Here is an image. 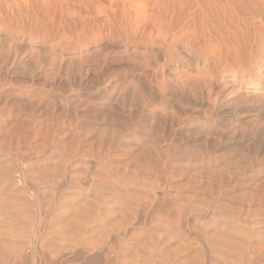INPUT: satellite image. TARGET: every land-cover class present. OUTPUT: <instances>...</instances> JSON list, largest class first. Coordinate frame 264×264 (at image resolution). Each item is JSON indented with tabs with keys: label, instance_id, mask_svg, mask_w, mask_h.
<instances>
[{
	"label": "rangeland",
	"instance_id": "rangeland-1",
	"mask_svg": "<svg viewBox=\"0 0 264 264\" xmlns=\"http://www.w3.org/2000/svg\"><path fill=\"white\" fill-rule=\"evenodd\" d=\"M225 3L264 0H0V156H6L0 171L8 167L21 175L13 186L0 181V247L15 249L7 254L10 264H52L55 256L72 248L71 264H264V242L247 233L252 228L264 231V213H253L251 199L256 191L264 196V146L251 144L252 128L264 125V111L256 110L264 105V42L259 39L264 14L239 17L247 18L250 31H245L255 36L247 35L245 40L254 42L245 41L244 48L260 56L251 67L255 80L246 87L229 81L241 68L232 35L206 40L201 27L199 35L170 24L174 30L153 9L156 4ZM200 18L199 13L196 20ZM167 28L174 31L167 34ZM259 47L263 51L255 50ZM195 53L203 55L195 60ZM132 91L140 94L144 110ZM149 112L154 115L144 125ZM126 125L131 137L140 127L159 133L158 155L99 142L103 127L110 136L111 129L121 131ZM75 147L89 155H81L86 164L63 169L62 149ZM226 159L234 168L223 178L215 169H226ZM259 164V174L253 173L251 167ZM77 185L94 195L81 201L73 190ZM37 186L44 194L35 191ZM51 196L60 202L47 205ZM35 198L47 206L41 211L45 226L33 262L18 257L15 253L21 251L14 244L26 226V213L37 214V206H27ZM93 204H104L110 214L101 210V234L94 231L77 245L80 222L87 214L98 215L90 209ZM229 221L242 226V232H234L233 238L219 236ZM49 226L68 234L64 241L56 240L60 252L49 247ZM124 228L113 247L110 236ZM234 238L240 241L230 242ZM121 243L126 255L118 263L113 251L121 252Z\"/></svg>",
	"mask_w": 264,
	"mask_h": 264
},
{
	"label": "bare ground",
	"instance_id": "bare-ground-1",
	"mask_svg": "<svg viewBox=\"0 0 264 264\" xmlns=\"http://www.w3.org/2000/svg\"><path fill=\"white\" fill-rule=\"evenodd\" d=\"M225 1V0H224ZM213 2V1H212ZM229 2H231V1H229ZM240 2V1H239ZM148 6H149V4H147ZM146 5V6H147ZM260 7V8H257V9H255L254 10V8L253 7ZM150 7V6H149ZM156 8V12H155V14H157L158 16H160V17H158V18H160V19H162V22H163V20H164V18H165V20L166 19H169L168 21H170L169 22V25H168V27H170L171 25H173L174 23L178 26H183L185 29H190V28H192V31H193V33L195 32L196 33V31H197V34L199 35V33H198V30L200 29V27H201V31H202V33H201V31H200V33L201 34H203V36L201 35V37H203L204 39H206V40H208V39H210V38H214V39H218L219 38V36L221 37H223V35L225 34H230V35H232L233 37H234V41H233V46L235 47V49H234V56H236V60H237V62L239 63V65H241V68L240 69H243V70H240V69H235V68H233V69H235L233 72H234V76L235 77H231L230 79H229V81L230 82H233V84H237V85H239V86H241L242 84H245L246 85V87L247 86H251L252 85V81L253 80H255V79H253V75H254V72L253 71H251V67H253L252 66V64H254V63H256L257 62V58H258V52H257V54H255L254 55V53L252 54V50L251 49H247V48H244V45H246L247 43H245V41H248V40H245V39H247L248 37H247V35H249V34H247L246 33V31L245 30H247L248 28V26H250L249 25V21H247L246 19H245V21L244 20H241V18H239V17H241V16H248V15H253V16H263V14H264V4H227V3H225V4H156V6L153 8V9H155ZM254 10V11H252V9ZM150 10V9H149ZM151 10H152V7H151ZM150 10V11H151ZM146 11V10H145ZM151 13H153L154 14V12L153 11H151ZM199 13L201 14V16H202V18L204 17L205 18V20H207L208 21V19H209V21H210V25L207 27L205 24H204V22L206 23L207 21H203V19L202 18H200L199 19V21L198 20H196L197 19V17H198V15H199ZM136 15V14H135ZM145 16H147V14H144ZM144 16V17H145ZM206 16H207V18H206ZM154 17V16H153ZM152 17V18H153ZM151 18V19H152ZM155 18V17H154ZM153 18V19H154ZM185 18H188V19H185ZM135 19V18H134ZM133 19V20H134ZM142 19V18H141ZM156 19V18H155ZM159 19V20H160ZM185 19V20H184ZM262 19H264V16H263V18ZM143 20V19H142ZM144 20H145V18H144ZM148 20V19H147ZM158 20V21H159ZM154 21V20H153ZM183 21V22H182ZM185 21V22H184ZM208 21V22H209ZM160 23H162L161 22V20L159 21ZM261 22V21H260ZM143 23V22H142ZM159 23V24H160ZM166 22H164V23H162L161 25H163V24H165ZM198 24V26H196L197 24ZM167 24V23H166ZM171 24V25H170ZM174 24V25H175ZM209 24V23H208ZM207 24V25H208ZM246 24V25H245ZM258 24H260V23H258ZM136 25V24H135ZM257 25V24H256ZM260 25H262V24H260ZM160 27H162V26H160ZM199 27V29L197 30V28ZM257 27H258V25H257ZM260 27V26H259ZM135 28H136V26H135ZM163 28H166V25H165V27H164V25H163ZM171 28V27H170ZM170 28H167V29H169L168 31H166L165 32V30L166 29H164V32L165 33H169V32H171V31H174L175 30V28H177L176 26H175V28L172 26V28H174V30H171ZM179 28V27H178ZM263 28V27H262ZM171 30V31H170ZM255 30V29H254ZM258 30V29H257ZM248 31H250L249 29H248ZM247 31V32H248ZM259 31H261V28H259ZM256 32V31H255ZM263 32H264V30L262 31V33H261V36L259 37V39L261 40V42L263 41L264 42V34H263ZM176 32H174V34H175ZM192 33V34H193ZM213 33V34H212ZM258 34L260 33V32H257ZM257 33H254V34H257ZM173 33H171V34H169L168 36H170V37H168V39L170 40H172V41H176L177 39L175 38L174 40H173V38H174V35ZM251 34H252V32H251ZM250 34V35H251ZM262 34H263V36H262ZM196 35V34H195ZM198 35H197V38H198ZM252 36H253V34H252ZM251 36V38L253 39L255 36H253L252 37ZM257 36V35H256ZM165 37H166V35H165ZM176 37V36H175ZM200 37V36H199ZM200 37V38H201ZM247 37V38H246ZM251 38H249V41H248V43H250V39ZM179 39V38H178ZM202 39V38H201ZM220 39V38H219ZM251 39V40H252ZM256 39H258L257 37H256ZM255 39V40H256ZM165 40V39H164ZM200 40V39H199ZM203 40V39H202ZM171 41V42H172ZM253 42H254V40H252ZM252 41H251V43H252ZM173 42V43H174ZM256 42V41H255ZM261 42H259V44L261 43ZM200 43H201V41H200ZM199 43V44H200ZM203 43V42H202ZM201 43V44H202ZM223 43V42H222ZM245 43V44H244ZM258 44V43H257ZM222 45V44H221ZM220 46V45H219ZM248 46V48L250 47L249 45H247ZM246 46V47H247ZM189 48H191V47H189ZM199 48V47H198ZM202 48H203V46H202ZM201 48V49H202ZM262 48V47H261ZM260 47L259 48H256L255 50H257V49H261ZM248 51H247V50ZM180 50H181V48H180ZM204 50V49H203ZM254 50V49H253ZM262 51H263V49H261ZM187 51V50H186ZM185 51V52H186ZM197 51V50H196ZM205 51V50H204ZM207 51V50H206ZM184 52V51H183ZM182 52V53H183ZM199 52V51H198ZM256 52V51H255ZM205 54V53H204ZM190 55V54H189ZM192 55V54H191ZM203 55V53H195V60H198L201 56ZM208 54H206L205 56H207ZM227 55V54H226ZM225 55V56H226ZM208 57L209 56H207V59H208ZM206 58V57H205ZM226 58V57H225ZM259 58H260V56H259ZM227 59V58H226ZM224 60V59H223ZM218 61V64L220 63L219 62V60H217ZM220 61H221V58H220ZM227 60H225L224 61V63L226 62ZM205 62L207 63L208 62V60H206L205 59ZM214 62H216V61H214ZM213 63V62H212ZM217 63V62H216ZM215 63V64H216ZM217 64V65H218ZM221 64V63H220ZM226 65V64H225ZM228 65V64H227ZM235 65H236V63H235ZM214 66V65H213ZM220 66V65H219ZM223 65H221V67H222ZM238 66V65H237ZM236 66V67H237ZM216 67V66H215ZM224 67V66H223ZM223 67H222V69H223ZM217 68V67H216ZM218 71V70H217ZM255 83H256V81H255ZM127 85V84H126ZM130 86V85H129ZM128 85H127V87L128 88H130ZM213 87V86H212ZM133 88V87H132ZM130 90V89H129ZM133 92V91H132ZM129 93V92H128ZM131 93V92H130ZM110 94V93H109ZM126 94V93H125ZM111 95V94H110ZM128 95V94H127ZM133 95L136 97H134V99H137L138 100V102L140 103L139 105H141V107H142V110H144V106H145V104H144V106H142V104H141V100H143L141 97H140V94L138 93V92H133ZM112 97V96H111ZM143 97V96H142ZM122 98H124L123 96H122ZM139 105H138V107H139ZM102 106H104V105H102ZM106 108V107H105ZM256 110H259V111H264V105H262L260 108H258V109H256ZM225 111H228V110H225ZM137 112V111H136ZM97 114V113H96ZM150 115L151 116H153L154 115V113L153 112H149V114L148 115H146V116H144V118H143V120H142V123L144 124V125H147V121H148V119H150ZM143 117V116H142ZM141 122V121H140ZM139 122V123H140ZM127 124V123H126ZM131 124V123H130ZM158 125V124H157ZM106 126V125H105ZM123 126V125H122ZM127 126V125H126ZM131 127V126H130ZM153 127H156V126H153ZM160 126L158 125V128H159ZM100 128V127H99ZM117 128V127H116ZM152 128V127H151ZM157 128V129H158ZM155 129V128H154ZM95 130V129H94ZM110 130V129H109ZM102 131V133L100 134V143L101 144H107L110 148L112 147V146H122V147H126V148H131L132 146V148L133 149H136L137 151H139V150H142V152H143V150H145L144 152H146L147 150H150V151H152L153 153V155H158V153H159V150L161 149V136L159 135V133H158V131L159 130H157V133L158 134H156V135H153V133H149L148 132V130H146L145 128H138V130L136 131V132H134L133 134H132V137H131V132H130V129H129V126H127V127H124L123 129H121V131L120 130H114V129H111V135L110 136H106L107 134H109L108 133V127H103V129L101 130ZM130 132V133H129ZM133 132V131H132ZM252 146H254V147H263L264 146V125L260 122V124L258 125V126H254L253 128H252ZM129 135H130V138H129ZM106 136V137H105ZM151 136H153V137H151ZM147 139H150L149 140V142H147ZM106 142V143H105ZM109 142V143H108ZM261 143H262V145H261ZM37 149H39V148H37ZM260 149V148H259ZM44 150V149H43ZM42 151V149L41 150H37L36 151V153L37 152H41ZM62 154H64V155H62V159L60 160L61 162H63L64 163V168L63 169H67V167H71L72 165H80V166H83V165H85L86 164V162L83 160V157L81 156V155H85L86 153H83V151H82V149H80V148H78V147H75V148H71V149H62ZM99 154V153H98ZM102 155H103V153H101ZM243 154V153H242ZM239 155V154H238ZM85 156H89L88 154H86ZM243 157H244V155L242 156V159H243ZM246 157V156H245ZM6 158V156L4 155V154H2L1 156H0V163H2L4 160H6L5 159ZM26 158H28V156L26 157ZM25 159V158H24ZM202 159V158H201ZM228 159V158H227ZM227 159H226V161H227ZM239 159V158H238ZM241 159V160H242ZM26 160V159H25ZM28 160V159H27ZM209 159H207V161H208ZM211 160V159H210ZM24 161V160H23ZM29 161V160H28ZM243 161V160H242ZM242 161H240V162H242ZM32 162V161H31ZM239 162V161H238ZM239 162V163H240ZM245 162V161H244ZM243 162V164L241 165V169H245L246 167V162L244 163ZM15 163H17L16 161H15ZM18 163H20V162H18ZM27 163V162H26ZM210 163V162H209ZM227 163V166H225L226 167V169L225 168H223V169H215L217 172H218V176L220 175L221 177H225V176H227V173H228V170L230 171V167H232V168H234V166H233V163H232V161H227L226 162ZM211 164H216V163H210V165ZM1 165V164H0ZM235 165V164H234ZM206 167H208L209 166V164H208V162H207V164L205 165ZM250 167H251V165H250ZM208 168H210L208 171H209V173H211L212 175H213V173H215V170L214 169H211V167L209 166ZM231 168V169H232ZM261 168V166H260V164H259V166L257 165V167H251V170H252V172L253 173H256V174H259V169ZM11 168H8V167H5V170H2V171H0V175H2L3 176V178L1 179L0 178V181L2 182V184H6V185H9V186H13V184H16V183H18V181H20V180H17V179H19V176H21V175H19L18 176V174H15L13 171H11L10 170ZM233 171H234V169H233ZM17 172V171H16ZM70 173V172H69ZM71 177V174L69 175V178ZM92 180V179H91ZM89 181V180H88ZM90 184V183H89ZM91 186V184L87 187V188H85L84 190L85 191H88V190H90V187ZM78 187V188H77ZM77 187H75V188H73V190H77L78 192L76 193V195L78 196V197H80L81 198V201H84L85 199L84 198H87V197H91L92 195H94V194H87V193H85V191H82L81 189H79L80 188V186L79 185H77ZM1 188H4V187H1ZM13 189V187H9V190H12ZM83 189V188H82ZM94 189V188H93ZM19 190V189H18ZM72 190V189H71ZM92 190V189H91ZM100 190V189H99ZM119 190V189H118ZM128 190V189H127ZM127 190H125V191H127ZM20 191V190H19ZM18 191V192H19ZM35 191H37V192H41L42 194H44V189H42V187L41 186H37V188L35 189ZM111 191V190H110ZM120 191V190H119ZM124 191V190H123ZM124 191V192H125ZM115 192V191H114ZM113 192V190H112V194L114 193ZM118 193V192H117ZM126 193V192H125ZM97 194H101V193H96V195ZM115 194V193H114ZM120 194V193H119ZM118 194V195H119ZM264 194V193H263ZM95 195V196H96ZM105 195V194H104ZM118 195H116V196H118ZM134 195V194H133ZM133 195H131V196H133ZM101 196H102V194H101ZM100 196V197H101ZM125 196V195H124ZM130 196V197H131ZM253 196V198H251L252 199V204H253V202H254V205H253V213H258V214H260V213H264V212H260V211H262L263 209L262 208H264V196L262 197V195H258L257 194V191L256 192H254V194L252 195ZM251 196V197H252ZM97 197V196H96ZM105 197V196H104ZM120 197V196H119ZM118 197V198H119ZM129 197V198H130ZM134 197V196H133ZM109 198V197H108ZM114 198V197H113ZM120 198H122V197H120ZM126 198V197H125ZM125 198L123 199V202H124V200H125ZM40 199V198H39ZM41 200V199H40ZM98 200H100L101 201V199L99 198V199H97L96 200V203H100V202H97ZM104 200H105V198H104ZM103 200V201H104ZM115 200H116V198H115ZM119 200V199H118ZM107 201H110V202H113L112 200H107ZM117 201V200H116ZM121 201V200H120ZM152 201V200H151ZM53 202H60L59 201V198L58 199H55L54 200V197L53 196H51L50 198H49V203L47 204V205H49V206H51V204L53 203ZM127 202V201H126ZM29 203L30 204H28L27 206L28 207H31V205H34V206H37V209L38 210H36L37 212V214H36V216H35V214L33 213V212H28V213H26V215H25V227H24V229H23V231L22 232H20V234H19V239H18V243L17 242H15V244H14V242H13V244H14V246H15V248H16V246H17V248L18 249H20V251H21V253H19V250L15 253V254H20V255H22V256H24V257H21V258H25L27 261H29V260H32L33 262H36L37 260H35V258H36V253H37V250H36V248H37V243H38V241H40L41 240V236H42V227H44L43 226V221H42V218H43V215H41L42 213H41V211L44 209V210H46L45 209V207L47 206L44 202H37V199L35 198V199H33V200H30L29 201ZM39 203L41 204V205H39ZM102 203V202H101ZM115 202H113V204H114ZM84 204H86V203H84ZM111 204V203H110ZM125 204H128V203H125ZM98 205V206H97ZM96 205V207H93L94 206V204L92 205V207L93 208H90V207H87V208H90V209H94L95 208V213L96 214H98L96 217H94L95 215H88L87 214V216H88V218L86 219H83V220H85V221H83V222H80V224H81V226L79 227V230L77 231V235H79V237H81L80 239H77V245L81 242V241H83V240H88V239H90L91 238V236H90V234H92V233H94L95 234V232L94 231H97L99 228H100V226H103V224H102V222L104 221L103 219V216L102 215H105V214H103V212L101 213L100 211L102 210L103 211V209H104V211H105V213L106 212H110L109 210H108V208L103 204V205H99V204H97ZM119 205V204H118ZM131 205V204H130ZM84 206V205H83ZM86 206V205H85ZM24 207V211L25 210H27V208L25 207V206H23ZM116 207V206H115ZM42 208V209H41ZM49 208V207H48ZM41 209V210H40ZM31 211V210H30ZM88 211V210H87ZM93 211V212H94ZM92 212V211H91ZM3 213V212H2ZM91 214V213H90ZM107 214V213H106ZM110 214V213H109ZM106 216H109V215H106ZM105 216V217H106ZM8 218V217H7ZM82 218V217H81ZM81 220V219H80ZM260 220V219H259ZM257 221H258V219H257ZM262 221V220H261ZM263 223H264V220L262 221ZM259 223V222H258ZM58 224V223H57ZM102 224V225H101ZM130 224H131V222H130ZM50 227V226H49ZM122 227V226H121ZM125 227V226H124ZM223 228H225L226 229V231H222L221 233H222V235L220 234H218L219 236H225L226 238H233L234 236H233V234H234V232H236V231H241V227L242 226H240L239 224L237 225V226H234V225H232V224H230V221L229 222H227V223H223V226H222ZM253 227V226H252ZM50 228H52V227H50ZM101 229V228H100ZM100 229H99V231H100ZM116 229V228H115ZM242 229H244V228H242ZM48 230V229H47ZM51 230V229H50ZM102 230H104V229H102ZM56 231H59L60 233H62V234H58ZM128 231V230H127ZM246 231H248V229L246 230ZM245 231V232H246ZM51 232V231H50ZM98 232V231H97ZM104 232H105V230H104ZM115 232H118V230L117 231H115ZM125 232H126V228H124L123 230H122V232L121 233H115L114 235H108V237L110 236V239H109V241H111L112 243H111V245L114 247V245H113V243H115V241H117V240H119V241H121L120 240V238H121V234H125ZM242 232V231H241ZM243 232H244V230H243ZM244 232V233H245ZM250 232V233H249ZM100 232H98V234H99ZM107 233H109V232H107ZM247 233H249L250 234V236L251 235H254V237H256V238H259V239H262L261 241H263L264 242V231H260V230H258V229H255V228H252V229H250V231H248ZM51 235H50V238H51V241L49 242L50 243V245H49V247H50V249H52V248H54L53 250H56L57 249V247H59L58 246V243L56 242V240H65L66 239V235H68L67 233H65V232H63V230L62 231H60V230H58V229H53L52 228V232L50 233ZM53 234V235H52ZM65 234V235H64ZM101 234V233H100ZM249 234L247 235V237H249ZM93 235V234H92ZM107 236V235H106ZM78 237V238H79ZM93 237V236H92ZM103 237V236H102ZM123 237H124V235H123ZM129 237V236H128ZM252 237V236H251ZM75 238V237H74ZM100 239H101V237H99ZM133 238V237H132ZM208 238V237H207ZM71 239V238H70ZM238 239V238H237ZM236 238H234V239H231L230 240V242H235V243H238V240H237ZM243 239V241H241V242H243L244 243V238H242ZM241 239V240H242ZM252 239V238H251ZM258 239V240H259ZM127 241H128V239H126ZM131 240V239H130ZM1 241V240H0ZM74 241V240H73ZM133 241H135V239L133 240ZM240 241V240H239ZM8 242V241H7ZM7 242H6V244H7ZM68 242H69V240H68ZM123 242V241H122ZM131 242H132V240H131ZM157 242V241H156ZM257 242V241H256ZM117 243H119L118 241H117ZM116 243V244H117ZM133 243V242H132ZM232 243V244H233ZM243 243H240V245L241 244H243ZM5 244V243H4ZM69 244V246H71V247H75V243L74 242H72L71 240H70V242L68 243ZM123 244H127V243H123ZM122 243L120 244V247L123 245ZM128 244H129V241H128ZM136 244V243H135ZM1 245V244H0ZM9 245H10V243H9ZM12 245V244H11ZM156 245V244H155ZM239 245V244H238ZM2 246H3V248L6 246H4L3 244H2ZM8 246V245H7ZM83 246V245H82ZM116 246H118L117 248H119V245H116ZM234 246V245H233ZM232 246V247H233ZM235 246L237 247V244H235ZM234 246V247H235ZM242 246V245H241ZM240 246V247H241ZM66 247V246H65ZM124 247V245L122 246V248H121V252H119V251H117V252H115V251H113L114 253H113V255L115 254L116 255V261L118 262V263H120V260H119V258L120 259H122V258H124L125 257V255H126V253H124V252H126V250L124 251V249H126L125 247ZM128 247V246H127ZM155 247V246H154ZM233 247V248H234ZM239 247V246H238ZM3 248H1L0 247V264H10V262H9V258H8V253H12V251H14V250H12L11 252H9L8 250L7 251H2V249ZM8 248H10L9 246H8ZM61 248V247H60ZM60 248H58V249H60ZM84 248V247H83ZM151 248V247H150ZM5 249V248H4ZM56 250V252L57 251H59V250ZM67 249V248H66ZM92 249V248H91ZM155 249V248H154ZM11 250V249H10ZM85 250V249H84ZM112 250H114V248H112ZM128 250V249H127ZM238 250H240V248L238 249ZM231 251H232V248H231ZM60 252V251H59ZM67 253H59V255H57V256H55L56 257V259L53 261V263L52 264H71V262H73V261H75V250H73V248L70 250V251H66ZM235 252V251H234ZM240 252H241V250H240ZM80 253V252H79ZM229 253V252H228ZM14 254V253H13ZM17 254V255H18ZM149 254V253H148ZM150 254H151V252H150ZM148 255L149 257L151 256V255ZM242 254V253H241ZM20 255H18V257L20 256ZM56 255V254H55ZM243 255V254H242ZM11 256V255H10ZM14 256V255H13ZM12 256V257H13ZM144 256H146V255H144ZM105 257V256H104ZM107 257V256H106ZM105 257V258H106ZM112 257V256H111ZM129 257V256H128ZM143 257V256H142ZM147 257V256H146ZM146 257H145V260H146ZM152 257V256H151ZM150 257V259H152ZM245 257V256H244ZM17 258V257H16ZM97 258V257H96ZM135 258V257H134ZM133 257H132V259H134ZM237 258V257H236ZM241 258V257H240ZM12 259H14V258H11L10 260H12ZM29 259V260H28ZM46 259V258H45ZM44 259V260H45ZM128 259V258H127ZM126 259V260H127ZM143 259V258H142ZM147 259H148V257H147ZM149 259V260H150ZM17 260V259H16ZM99 260V259H98ZM113 261H115L114 260V258L112 259ZM125 260V259H124ZM239 260V259H238ZM13 261V260H12ZM101 261V260H100ZM103 261V260H102ZM111 261V260H110ZM109 261V262H110ZM134 261H135V259H134ZM133 261V263H135ZM240 261V260H239ZM17 262V261H16ZM31 262V261H30ZM30 262H27V263H29L30 264ZM91 262V261H90ZM99 262V261H98ZM108 262V263H109ZM126 262H128V261H126ZM136 262H137V258H136ZM12 263V262H11ZM110 263H112V261L110 262ZM109 263V264H110ZM164 263V262H163ZM23 264V263H22ZM33 264H35V263H33ZM137 264V263H136Z\"/></svg>",
	"mask_w": 264,
	"mask_h": 264
}]
</instances>
